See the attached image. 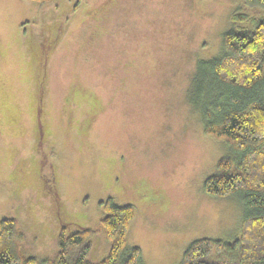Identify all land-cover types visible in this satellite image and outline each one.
<instances>
[{"label":"rangeland","instance_id":"374dc122","mask_svg":"<svg viewBox=\"0 0 264 264\" xmlns=\"http://www.w3.org/2000/svg\"><path fill=\"white\" fill-rule=\"evenodd\" d=\"M238 11L255 9L0 0V219L18 220L24 255L53 264L65 225L91 227V259L107 256L100 202L109 197L135 206L127 248L139 246L143 264H180L195 239L241 236L242 200L204 188L229 145L205 132L188 98L197 61L219 54ZM44 28L58 33L46 62L30 43Z\"/></svg>","mask_w":264,"mask_h":264},{"label":"trees","instance_id":"16d2710c","mask_svg":"<svg viewBox=\"0 0 264 264\" xmlns=\"http://www.w3.org/2000/svg\"><path fill=\"white\" fill-rule=\"evenodd\" d=\"M32 1L43 7L52 0ZM245 1L255 11L233 14L222 50L197 61L188 91L205 132L229 145V155L220 158L218 171L205 179L204 188L216 197L236 195L242 200V232L234 241L193 240L180 264H264V0ZM52 34L44 28L39 38L30 40L32 45L36 40L45 62L58 39L57 32ZM100 205L106 211L102 226L111 243L108 255L91 259L96 235L91 227L69 232L64 225L53 264H143L142 249L127 248L135 206L113 197ZM23 240L16 218L0 219V264H35L36 258L24 255Z\"/></svg>","mask_w":264,"mask_h":264},{"label":"flooded vegetation","instance_id":"af4514ba","mask_svg":"<svg viewBox=\"0 0 264 264\" xmlns=\"http://www.w3.org/2000/svg\"><path fill=\"white\" fill-rule=\"evenodd\" d=\"M41 112V108H37V112H36V128L38 130V132L40 133L39 137L42 135L44 137L46 130H44V124H43V120L41 118L40 115Z\"/></svg>","mask_w":264,"mask_h":264}]
</instances>
